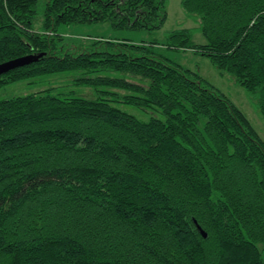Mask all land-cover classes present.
<instances>
[{
    "label": "trees",
    "instance_id": "1",
    "mask_svg": "<svg viewBox=\"0 0 264 264\" xmlns=\"http://www.w3.org/2000/svg\"><path fill=\"white\" fill-rule=\"evenodd\" d=\"M167 0H0V88L71 71L74 83L123 90L156 108L138 118L108 91L39 90L0 100V264H264V138L198 72L153 55L156 41L96 39L58 54L66 25L153 28ZM203 43L178 27L166 46L208 57L264 119V0H180ZM119 72L131 78L102 74ZM204 231V235L202 234Z\"/></svg>",
    "mask_w": 264,
    "mask_h": 264
},
{
    "label": "rangeland",
    "instance_id": "2",
    "mask_svg": "<svg viewBox=\"0 0 264 264\" xmlns=\"http://www.w3.org/2000/svg\"><path fill=\"white\" fill-rule=\"evenodd\" d=\"M44 3L45 0H39L38 13L35 16L37 23L41 19ZM165 10L166 17L164 20L150 29L145 27L140 29L120 28L111 25L109 20L63 26L61 30L59 29V32L63 36L64 44L61 48L59 46L57 53L69 52L75 54L92 49H103V45L97 47L92 45V42L96 39H127L133 42L141 40L145 42L156 41V43L150 45L156 58L198 72L200 78L226 93L240 109L244 110L259 135L264 138V119L254 99L244 88L235 83L226 72L214 67L204 54L191 48H172L163 44L166 41L167 33L178 27L189 28L191 30V40L194 43H203L204 37L200 31L198 15L187 13L182 8L180 0H167ZM102 74L131 78L126 74L112 71H104ZM73 75L71 71H61L7 84L0 88V100L39 90H46L52 94L70 92L73 95L86 98H94L97 93L108 91L107 94H103V97L112 99H117L123 93V90L119 88L104 84L96 87L80 86L74 83ZM113 103L122 110L143 120L151 117L163 118L162 113L156 108L143 109L124 103L120 99L113 101ZM258 246L264 260V249L260 244Z\"/></svg>",
    "mask_w": 264,
    "mask_h": 264
},
{
    "label": "water",
    "instance_id": "3",
    "mask_svg": "<svg viewBox=\"0 0 264 264\" xmlns=\"http://www.w3.org/2000/svg\"><path fill=\"white\" fill-rule=\"evenodd\" d=\"M31 59V55H26V56H21V57H17V58H13L4 62L0 63V73L13 68L15 66H19L22 65L24 63H27L29 60ZM202 234L204 235V231H202Z\"/></svg>",
    "mask_w": 264,
    "mask_h": 264
}]
</instances>
